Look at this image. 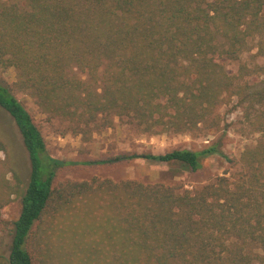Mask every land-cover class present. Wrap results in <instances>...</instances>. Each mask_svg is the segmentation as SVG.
<instances>
[{
    "label": "trees",
    "instance_id": "16d2710c",
    "mask_svg": "<svg viewBox=\"0 0 264 264\" xmlns=\"http://www.w3.org/2000/svg\"><path fill=\"white\" fill-rule=\"evenodd\" d=\"M251 40L264 59V0H0V66L16 73L0 83V108L30 161L25 186L13 189L21 207L7 248L0 236V264H48L29 249L34 226L54 234L81 214L102 236L73 264H264V62L232 67ZM20 92L83 135L115 117L146 135L211 129L234 97L258 138L241 151L239 171L192 190L56 180L67 163L47 153ZM216 151L132 152L85 164L139 159L177 173L198 170ZM3 187L0 210L13 193Z\"/></svg>",
    "mask_w": 264,
    "mask_h": 264
},
{
    "label": "rangeland",
    "instance_id": "374dc122",
    "mask_svg": "<svg viewBox=\"0 0 264 264\" xmlns=\"http://www.w3.org/2000/svg\"><path fill=\"white\" fill-rule=\"evenodd\" d=\"M255 40L250 41L249 49L239 62L249 65L263 63L256 55ZM15 70L0 66V83L10 85L15 80ZM15 97L25 106L40 127L46 143L47 153L67 164L57 169L56 180L70 178L88 179L92 176L107 177L114 181L125 179L142 182H162L192 190L197 186L212 182L218 175H232L240 170L238 159L241 151L252 146L258 134L251 131L242 116V107L234 97L227 98L218 107L221 121L218 127L206 129L199 125L191 132L160 133L146 135L129 125L119 123L118 118L108 127L92 128L90 135L75 134L67 121L48 118L42 113L34 99L25 93ZM214 147L217 151L201 157V168L196 171L172 170L165 164L149 163L135 159L113 164H85L87 161L106 159L117 154L132 152L161 153L176 148L199 151ZM30 172V161L21 136L10 116L0 108V184L13 193L9 202L0 210L3 221L1 238L3 247L9 243L8 229L20 212L21 196L13 191L23 188ZM3 187V188H4ZM73 219L70 224L61 226L54 234L43 233L40 225H35L29 240V249L37 262L48 264H73L94 243L101 232L93 234L88 217ZM43 233V234H42ZM261 253V251H260ZM254 264H259L257 261Z\"/></svg>",
    "mask_w": 264,
    "mask_h": 264
}]
</instances>
